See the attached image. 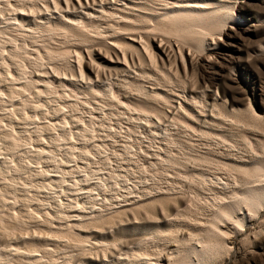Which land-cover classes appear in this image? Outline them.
<instances>
[{
  "label": "bare ground",
  "instance_id": "6f19581e",
  "mask_svg": "<svg viewBox=\"0 0 264 264\" xmlns=\"http://www.w3.org/2000/svg\"><path fill=\"white\" fill-rule=\"evenodd\" d=\"M105 1H102L101 5H97L96 3H99V2H96L95 0H93L95 6H91V1L86 0V2L89 4V7L84 8L85 10L81 9L82 11L78 10L79 12H81L83 14L80 15L79 18H77L76 17L77 15H75V17H74L73 15L68 16L67 12H66V14L59 12V11H62V10H60L59 7H62L63 5L62 6H61V4L59 5L60 1L58 2V0H54L53 2L55 4L56 10H57L56 13H58V15L55 16V18L53 19L54 21H51V17L48 15H47L48 17H46V19H44V20L41 19L38 15V17L40 18L39 19L36 15V16H34V17H36V20L34 21L35 26L33 27V30L30 31L29 28L25 27L26 24H24L25 23L24 16H22V17L20 16V14L21 15H23V14L27 15V14H25V12H27L26 10H28V9L25 10V8H24L25 7L24 6L25 5L24 0H14L13 2H12V0H0V4L4 3L6 5H11L13 7L12 9H16L14 11L15 17H6L3 14L4 8L0 6V8H3V9H0V19H2V21L0 20V154L2 153L1 150L5 149V151L4 150H2V151L9 153L8 155H11L10 158L7 155L8 157L4 160H2V157L0 155V183H4V185H3L4 188L2 187L3 189L1 188L2 185L0 186V201L1 200L4 201L3 197L5 195H4V192H2L3 190L5 192H8V193H9V191H10V193H13L14 192L13 187L15 186V184L16 185L18 184V182L16 183V181H15L13 183V181H12L15 176H13V178L11 177L12 182L10 181V174H11L12 170H13L12 171L13 173L19 174L21 176L22 175L27 176V174H29L30 175L29 186H31L33 188H31V187L30 188L28 187V188L33 189V190L35 189L36 193L44 192L43 191L44 188L47 187V186H45L46 183L49 187V189L46 188V189H48L47 191H49L50 188L52 190L53 189L52 186L58 187V189H56V187H55V189L52 190L53 191L52 193L50 192V193L46 194V197H44L43 199H40L38 204H36L37 207L35 206V209L30 207L31 205L33 206L34 201H36L35 199L32 203L31 201H29L31 198H28L27 196H25V198L22 197L23 195H26V193L22 194V196H20V198L21 197L23 198L22 204L20 202L21 205H19V203H17L19 201L18 196H16L18 198L17 202L15 201L16 203L13 201L14 203L11 206L8 205L10 207H8V210H9L8 214L9 215H7V216L10 217V219H12L13 221L9 220L10 223H8V221H7V222H4V224L1 222L2 224L0 223V226H1L0 229L1 228L2 229L0 230V233H2V234L6 233L8 235L9 234L15 235V232L13 233L12 231H14V229L17 228L16 231L19 232L20 230H22L21 228H20V230H18L19 227L20 226L22 227L25 225L26 226L30 225L29 226L30 228L33 225L34 226L37 225L38 229H39V227L45 226V227H47V229L40 228L39 229L40 232L38 230V232L35 234L31 233L32 235H28L27 231H26L27 235L26 234L23 235L24 233L21 234L19 232L20 233L19 236L15 235V237H14V235H13L10 237V240H8V241H7V239L6 240L3 239V241L0 243V264H70V261L67 260L68 259L67 256L63 253L62 254L65 256H62V254H61L62 259H61V257L60 258L57 256H56L57 258L54 257L55 253H57V254L59 253V251H58L59 249L57 250V248L61 247L59 245V243L62 241H65V242H62L63 244H66V242L69 243V245H70L69 248H71V246L72 247L74 246L77 250L80 251V252L79 251L77 252L79 255H81L80 257L78 256L79 260L82 258L81 262L77 261V262H80V264L81 263L82 264H207V263L209 264V262L211 261L210 259H212L214 257V255L217 257V255L218 256L220 255L218 253L219 251H224V249L226 250V248H228L227 241H225V238H226L224 235L225 231H223V229L221 227V226H223L222 225L223 222L225 223V222L229 221V222H234V224L242 223L245 219V215H244L245 213L242 210L246 206H248V208L250 210L251 209L250 207L255 205L256 202L264 201V184H260V183L259 184L257 183L256 185H254L252 187H248L247 190L244 187V189H245V191L243 190L244 192L239 193V190H238V192L233 190L234 191V193H233L234 198L232 200H227L228 198L226 199L223 196H221L220 193H223V192L220 190L218 192H213L212 193L213 197L211 198L212 199L211 201L215 202V203H213L214 209H215V205H217L218 208L216 207L217 212L215 213L214 217L212 216L213 219L211 221H210L211 218L209 219V221L207 220L208 223L205 221L207 218L204 219L205 222L203 220L201 221L198 219V217H196L197 216L196 214H195L196 215L195 218L191 219L194 215V214H192V212H193L192 209L190 211L191 213H189V212H187L188 208H190L188 205H187L188 208L187 207L180 208L182 206L176 204L175 201H173L176 199L175 198L176 193L173 195V197L175 199L172 196L171 197L173 199L170 196H165V193H164V196L161 197V199H163L161 202V205H163L162 208H164V210H165V208L171 209L172 208L171 206H173V205L174 206L178 205L177 207L180 208L178 210V213L176 212V209H178V208H175V213H177L175 215H173L174 213L173 214L169 213L167 215V213L169 211L166 213L163 210L167 216L165 217L164 216L165 214H164V215H162L164 217H161V216H159L161 211L159 213V210L158 211L156 210L155 211L156 219L151 218L153 221L151 219H149L151 221H149V220L147 221V219H148L147 217H149V216L145 215L146 216V219H145L144 218L145 216L143 217V214H141V215L146 221L144 220L141 222L140 219L137 220L139 218V215H140V212L138 210H141L142 207L151 206V203L147 202V200L149 199V196H146L145 198L142 196H140L141 197L140 198L138 196V199L139 198L140 199L134 200V202H132L131 204H129L130 202H128V204L125 203L126 205H119L120 204L119 203L118 204L119 208H118V206L116 207L115 204L111 205L110 204L111 202L109 203L108 201H106V203L108 202L109 204H105L106 206L101 205L98 207L96 205V202L98 203V201H102L100 198V195L102 194L103 191H105V190L109 191L111 189H114L115 187L119 188V190H120V188H122L124 185V183L122 184V182H124L125 180L123 178L122 180H124V181L121 180V182H120L119 178L121 176L118 178L115 175L114 170H113V172L112 171L109 172L110 176L108 175V178H106L107 181H106V179L103 178L106 182H104V183H102L103 181L102 182L100 181L101 183L98 182V180L101 179V176L104 175V174H102L101 171L103 169L105 171L104 166H107V165H105V162L107 160V156H105V155H107V154H105L104 151H102L100 143L97 144V141L103 135V133H102L103 129L101 127L102 130H99L101 132H98V128L96 125L97 122L94 123V121H95L94 119L100 120V122L104 121V123L105 122L109 123L110 128H108V124H107L106 126H107L108 131H104V133L105 132L106 133L117 132L114 129L115 124L113 122H114V119L116 120V118H118L119 113H123V114L125 113L128 117V120H131L132 118H134L136 116H137L136 118L140 117L146 123L148 120H150L152 113L161 119L162 116L157 113L158 108H156V106L154 105L157 102V99L155 97H161L159 99L166 100L167 94L170 92V88H169L168 83L170 82V80H173V79H169V78H171V77H168L170 74L168 73L169 75H167L166 72L160 67H158L156 69L155 68L150 69V72L143 71V69H142V71L140 70V72L135 71V76H133L131 74L130 77L141 76L143 79L147 78L148 81L152 84L151 85L152 94L149 90H143L138 85L140 88H138L137 86L136 87L134 86L139 91V92H134V94L138 93V94H135V96L136 95L138 96V97L136 96L137 98L135 97L136 98V100L134 99L135 101H131L127 96H125L127 98L124 97L125 99H122L121 97L120 98L117 97V99H116L115 97H113L118 101L119 105L122 106V108H123V106L125 107V111L124 110L120 111L117 115L114 111L117 110L119 108V106L118 107H115V106L106 107L107 105L103 106L101 104L102 106L99 105L101 107H98V106L95 107V106H93V104L92 105L90 103L87 104L86 101L80 100L81 97L79 95H77V93L75 92V90H76L75 87L80 88V86H78V84H77L79 82H83L86 85V87L84 86L85 89H83L84 87L78 89L79 91L82 90V92H84V95H85L84 98H86V96L87 97L91 96V95H89V93H91L89 91L95 92L98 96H100L102 98L106 97L107 95L105 96V93H103L101 90L95 89L96 87L94 88V83L96 84V82H98L99 79H97L98 81L93 82L94 78L91 76H87L89 73L87 71L86 66L83 65V62H82L83 61V55L81 54L82 52L80 50L78 51V49H76L74 51H75V54H77L78 58H79L78 59V62H79L78 65L80 68L78 69L79 70L78 72L80 73L81 78H78L76 76L75 69L73 68L74 66H73V64H71V61L69 59L70 55H71V53H70L71 49H69V48L71 46L69 48L68 47L66 48V46H67L66 42L67 41H63L62 40L63 38L58 39L56 37L57 31L59 33H61V35L64 34V36L66 35L67 37L71 36V39L77 40V42L72 43L73 45L74 44L82 45V44L90 43L93 41V38L96 37V34H98V33L103 35V37H108L109 38L108 40H110V41H108V43L111 46L107 45V47L108 46H110V48L112 47L116 51L115 54L117 57L109 58L107 56H103V58H105V60H107L110 63L109 68L111 70L116 71V70L120 69L121 71H125V72L127 71L128 72V70L126 69V68H130L129 67L130 63H129V58H128V51H131V52L137 51L140 59L143 58V55L141 54V49H140L141 47L139 48V44H136V43H139L140 40L142 41V37H140V34H138V32L136 31V30L140 29L139 28L140 24L138 22L139 21L141 22V20H143V19H145V20L150 19L153 21L156 19L155 16H154V18L149 17V16H151V15L153 16L155 14L153 12L148 11V8H147L148 6L146 7L145 5L142 4V3H144V4L147 3L149 0L147 2H144V0H141V1L140 0H134V1L133 0H112L113 6L111 8L106 7V5L104 3ZM70 2H71V0H70ZM77 2H79V4H81L82 0H77ZM68 3H69V1H68ZM171 3L173 5V7H171L172 5L171 6H165L164 9L170 10L169 8H171L173 10L174 7L175 8L178 7L177 10L174 9L171 12L170 11L167 12V10H165V12H162V14L160 13L162 20L165 21V19L167 18V15H171L170 17L172 18V21L175 25H177V26H182V25L188 26V25H190V23L195 24L197 20H200V21L206 20L209 15H212L215 17H221L223 15V13L221 14V10L232 9L235 5H237V3H239V0H176V1L171 2ZM82 4L84 5V3H82ZM168 5H169V3H168ZM44 6H45V4H44ZM30 7H32V9H33L34 6L31 5ZM30 7H29V11L30 10L33 11L32 9H30ZM83 7H85V5ZM34 9H36V7ZM111 9H113V11ZM56 10H54V11H56ZM126 10H130L128 12V14L123 12ZM16 11H17V13H16ZM37 11L38 10H36L35 12H37ZM39 11L41 12L42 10L40 9ZM117 11H121L122 13L121 12L119 13ZM135 11H140L142 14L141 13L137 14V13H135ZM69 12H70V10H69ZM74 12L76 13V10ZM228 12H230V11L228 10ZM41 13H43V12H41ZM32 14L33 13H31V15ZM130 14L136 15V17L135 18L130 17L129 16ZM236 15H237V13H236ZM223 16H226V15L224 14ZM115 17L120 18V20L122 22V29L125 30L124 34H128L125 37V39L127 40V44H123V42H119L118 40L114 39V37H117V35L114 34V32H115L113 29L114 25L109 23L110 21L109 22L107 21L106 23H104V21L109 20V19H113ZM156 17H157V14H156ZM37 18H38V20H37ZM158 19H156V20H158ZM227 21H230V20H227ZM148 23H150V22H148ZM103 24H105V25H103ZM28 31L29 32H35L36 36L30 35V33H26ZM59 33H57V34L59 35ZM21 39H23V41H24V45H25L24 48L17 46L18 44L20 45V43H18V41ZM67 40H68V38H67ZM106 41H107V39H106ZM118 50L121 52H119ZM23 53H24V55H23ZM121 54L123 56H121ZM149 55H150L149 57H151L150 59H152L153 58L152 54H149ZM29 62H34L33 65H35V67L33 66L34 68H32V70L35 68L38 69V71L36 70V74L34 73L35 71L33 72L34 75L30 71L31 66L28 65ZM29 64H31V63H29ZM63 64H66L65 66H67V68L72 72V73L70 72L71 77H67L68 75H66V74H63V75H66V77H62V76L58 77L57 76V75H60L61 65H63ZM48 67H50L52 69V72L54 71L53 73L56 76V79H55V76L50 73L51 71L50 72L48 71ZM129 71H130V69H129ZM166 71H169V70L167 69ZM131 72H133V71H131ZM57 77L59 78V80L57 79ZM84 79L85 80L88 79V81H86L87 84L85 83ZM64 80L69 81V83L65 82ZM136 80L140 81L139 79H136ZM130 96H134V95L130 94ZM185 97H187V95ZM96 98H98V97H96ZM132 98H134V97H132ZM194 98L195 97L192 96V94H191V97H188V100H187L188 105L187 106H189L188 101L189 100L193 101ZM81 99H83V98H81ZM91 99H93V98L91 97ZM61 101H63V102H61ZM197 102H196V105L198 104ZM80 103L82 104V106L84 105V107H86V108L88 107L90 109V111L92 110L91 111L92 115L86 116L83 114V112H80V110H82V109H80V110L78 109V106L79 105L81 106ZM183 103H182V105H183ZM191 103L192 102H190V105H191ZM199 105L200 104H198V106ZM205 105L206 104H204V106ZM173 106H174V103H173ZM86 108H83V110ZM181 108L184 110L183 113L186 115L185 118L188 117V119L190 118L192 121H194V120L196 121L199 118H201V117H197L196 114H198V112L196 114H194L193 112L195 110L193 112H191L189 110L192 107L191 108L189 107V109H188L185 106L184 107L181 106ZM194 108H196V107H194ZM199 108L200 109L202 108L201 105ZM107 109H110L111 111H108ZM161 110L162 109H160V111ZM196 110H197V108H196ZM198 111H200V110H198ZM204 111H206V110H204ZM239 111L240 110H238V112ZM86 113H87V110H86ZM163 113H164V111H163ZM93 114H95V115H93ZM123 116H125V115H123ZM201 116H203V115L201 114ZM219 117L220 116H216V118H219ZM125 118H126V116H125ZM203 119H204V117H203ZM210 119H212V118H210ZM124 120H126V119H124ZM206 120H208V119H206ZM218 120L221 121V118ZM143 121H142V123H143ZM181 121H182V119H181ZM213 121H214V119H213ZM190 122H187V123H190ZM207 122L209 123L211 121H205L204 123L202 122L203 124H201V125H205V123H206V125H205V127H206V126H208ZM200 123H201V121H200ZM200 123H199V126H200ZM98 124L100 125V123H98ZM112 124H114V125L112 126ZM213 124L210 123L209 126L213 125ZM219 124H221V123H219ZM101 126H102V124H101ZM188 126H190V125H188ZM193 126L191 125V127H193ZM238 126H240V125H238ZM104 128H106V127H104ZM122 128H124V127H122ZM199 128H201V126ZM212 128H213V126H212ZM219 128H221V127H219ZM221 130L223 131V129H221ZM128 131H126V132H128ZM192 134L195 135V132ZM104 135H103V137H104ZM204 135H205V133H204ZM231 135H232V133H231ZM176 137L178 138V136H176ZM196 137L200 138V136H196ZM207 137H208V135H207ZM216 137L220 138V135L219 136L217 135ZM170 139H172V138L170 137ZM181 140H182V138H181ZM227 142H228V140H227ZM126 149L130 150V151L132 150V148H130V147H126ZM57 150H59V152L60 151L63 152L62 158H64V160L59 158V154L57 155V152H58ZM92 150L94 151V153H98L99 155L98 154L97 155L99 156V158H101L98 163L96 161H94V159L91 155V152H93ZM140 150H141V148H140ZM201 150H203V149H201ZM211 150H212V148H211ZM192 151H193V146H192ZM3 153H2V156H4ZM127 153H129L128 155H130V152H127ZM214 153H215V151H214ZM121 155H122V153H121ZM174 155H176V154H174ZM258 155H259V153H258ZM4 157H6V156H4ZM105 157H106V160H105ZM196 157H195V159H196ZM90 158H92L93 160H91ZM210 158H212V157H210ZM255 158H257V157H255ZM104 160H105V162H104ZM200 160H202V159H200ZM262 160H263V158H262ZM46 161L51 162L53 164H56L55 166L58 168V170H55L56 174L53 173L55 176H53V177L51 176L52 178L48 177V178H50V180L48 179L49 183L48 182L45 183V181H40V180H39L40 182L38 181V179H40V177L45 176V172H46V174L48 172V170L46 171V170H43V168H41L42 167L41 165H43L42 163H44V162L46 163ZM80 161H82V164H80L81 163ZM95 162H96L97 166H96ZM185 162H186V160H185ZM200 162L201 161H199V164H200ZM206 162L204 161L203 163L205 165L206 164L208 165V163H206ZM196 163H198V162H196ZM196 163H195V167H196ZM191 164H193V163H191ZM94 165L96 166V168L98 167V165L100 167H98L95 170ZM61 166H66L68 168H67V170L64 171L63 168H62L63 170L60 169ZM137 166H139V165H137ZM200 167L202 168V166H200ZM29 168L32 169L31 172H29L30 171V170H28ZM203 168H204V166H203ZM223 168H225V167H223ZM207 169H205L206 175L208 173ZM209 169L212 170L211 168H209ZM158 170H159V168H158ZM231 170H233V169H231ZM155 171H157V170H155ZM116 172H118V171H116ZM201 172H204V171H201ZM50 173H51V171H50ZM50 173H48V174H50ZM193 173H195V172H193ZM154 174H156V173H154ZM202 174H204V173H201V175ZM11 175H13V174H11ZM193 175H195V174H193ZM21 176H19V177H21ZM46 176H48V175H46ZM204 176H201L200 178L205 179V178H203ZM247 176H249V175L247 174ZM252 176H254V175H252ZM195 178H197V177H195ZM208 178L209 177H207V179ZM14 179L16 180L17 178H14ZM130 179H132V178H130ZM248 179H250V178H248ZM20 180H22V179H20ZM92 180H94V181L97 180V182L96 181L92 182ZM255 180H257V179L255 178ZM251 181H254V180H251ZM164 183H166V182H164ZM218 183H220V182H218ZM222 183L220 184V186L222 185ZM21 184H22V181H21ZM24 184H26V183H24ZM78 184L79 185L86 184V186H87V184L88 185L91 184V186L89 185L90 188H88V186H87V188L83 187V186L78 187ZM215 184L216 183H214V185ZM20 185H17V186L19 187ZM177 185H179V184H177ZM204 185H206V184H204ZM223 185L224 186L227 185V182H225ZM27 186H28V184L26 185V187ZM224 186H221V188ZM244 186H246V185H244ZM15 187H14V189H15ZM20 187H22V185ZM23 187L25 188V186H23ZM109 187H110V189H109ZM218 189H220V187ZM63 190H66V191L69 190L71 193L69 192V194L67 196L73 197L74 200H75V197L77 198V196H78V198L79 199L81 198V199L80 200L77 199V200H79V202L80 201L81 202L78 203L72 199L67 201V202H64L63 200H61L62 198L60 199V197L62 196L61 191H63ZM190 190H193V189H190ZM210 190L212 191L213 189L211 188ZM222 190H225V188H223ZM11 191H13V192H11ZM17 191L19 192V194H17V195H21L20 194L21 190H17ZM17 191H15V192H17ZM25 191L27 192L29 190H25ZM66 191L64 193H66ZM95 191H97V192H95ZM111 191H113L111 193H114V190H111ZM21 192L23 193V191H21ZM55 192H56V194H55ZM129 192H131V191L129 190ZM129 192H127V193H129ZM10 193H9V195H11ZM27 193H29V192H27ZM31 193H33V191H31ZM64 193H63V196H64ZM109 193H110V191H109ZM119 193H121V192H119ZM54 194H55V197L53 196ZM130 194H132V193H130ZM35 195L37 196V194H35ZM43 195H44V193L42 194V196ZM109 195H111V194H108V196ZM124 195H125V193H124ZM132 195H134V194H132ZM224 195H225V192H224ZM7 196L8 195H6V197ZM36 196L34 198H37V199L40 198V196H39V198ZM135 197H136V195H135ZM199 197H201V195ZM225 197H227V196H225ZM13 198H15V197H13ZM104 198H105V196H104ZM230 199H231V197H230ZM8 200H9V198L6 201H8ZM13 200H16V199H13ZM21 201H22V199H21ZM49 201L53 202L52 205ZM172 201L175 204L172 203ZM194 201H195V199H194ZM10 202H11V200H10ZM30 202H31V204H30ZM137 202H139V204L134 205V203H137ZM141 202H143V203H141ZM103 203H105V202H102V204ZM243 203L246 205H244ZM4 204H7V203H4ZM4 204L3 205L1 204L2 206H4L1 208L6 209L5 208L6 205H4ZM107 205H110V206H107ZM128 205H131V206L127 207ZM132 205H134V206H132ZM122 207H124V208H122ZM153 207H154V205H153ZM248 208L246 207L247 210H248ZM3 209H1V210L3 211ZM6 211L7 210H5V212H3L5 214L4 216H6ZM108 211H110V212H108ZM129 211H133V212L136 211L137 213H134V214H137L138 217H134V219L132 217L133 221L130 217H129L130 219L127 217L126 220H122V221L120 220V222H118L119 224L116 223L117 226L115 225L114 227H112V229H111V227L109 229L107 228V226H108L107 223L113 222L114 221L113 218L116 216V214H115V216H112V215L107 216V215H109L110 213H113V212H118L119 214H125L126 215ZM179 211L187 212L188 215L191 214V215H189V217L192 216L190 218V220H192V221L189 222L190 221L189 220L186 223V226L187 227L189 226L188 228L186 227V229H185L186 231H187V229H189L187 232L188 237H187V235L180 236L179 234H177V231H178L177 227L180 225L176 224V221L181 215H183V216L186 215V213H184V212L179 213ZM215 211H216V209H215ZM239 211L243 215L242 217L239 215ZM131 214H133V213L131 212ZM0 215H1V213H0ZM152 215L150 214V216H152ZM111 216H112V218H111ZM183 216H181V217L183 218ZM3 217H0V221L3 220L2 219ZM199 218H200V216H199ZM5 219H6V217H5ZM184 220H186V219H184ZM174 221H175V224H172V223H174ZM160 223H167L169 225V228L163 229V226H161ZM111 225H114V224L111 223ZM109 226H110V224H109ZM172 226H174V227L172 228ZM181 226H182V224H181ZM164 227L167 228V226H164ZM183 227H181V228H183ZM147 228L148 229L149 228L154 229L158 234L163 235V237L160 236L158 238H154L155 236H151V237H153L152 239H147L145 236L146 234H144V232H141ZM36 230H34V231L36 232ZM24 231H22V232H24ZM28 231H29V229H28ZM135 231H138L140 233H138L137 236H134L133 234L135 233ZM184 233L185 232H183V234ZM142 235L144 238H141ZM150 235L151 234H149V236ZM168 235L169 236L171 235V237H169ZM223 235L225 238L223 237ZM2 237H3V235H2ZM72 237H74L75 241H78V242H75ZM147 237H148V235H147ZM194 237H196V238H194ZM0 239H2V238H0ZM11 239H12V241H11ZM124 239L126 240L125 242H123ZM193 239L197 240V242L194 244L192 243ZM67 247L68 246H66V248ZM66 248L64 247L62 249H64V251L68 252V250H65ZM222 248H224V249H222ZM62 249H60V251ZM64 251L62 250V252H64ZM72 251H75V250H72ZM70 252L71 251L69 250V253H68L69 255H70ZM164 252H165V256L163 257L162 253H164ZM74 255L76 256V253L73 254L72 256L75 257ZM58 256H60V255H58ZM78 258H77V260H78ZM72 259H71V261H73ZM75 262H76V260H75ZM73 264H74V262H73Z\"/></svg>",
  "mask_w": 264,
  "mask_h": 264
},
{
  "label": "rangeland",
  "instance_id": "374dc122",
  "mask_svg": "<svg viewBox=\"0 0 264 264\" xmlns=\"http://www.w3.org/2000/svg\"><path fill=\"white\" fill-rule=\"evenodd\" d=\"M13 1L14 0H12V2ZM53 1L54 0H36V1L35 0H24V2H25L24 8H25V10L28 9V10H26L27 12H25V11L24 12L27 15H24V14L21 15L20 14V16L21 17L24 16V21H25L24 24H26L25 27L29 28L30 31L33 30V27L35 26L34 21L36 20V17H34V16H36V15H37V17L39 15V17L43 20L46 19V17L50 16L51 21H54L53 19L55 18V16L58 15V13H56L57 10H56V7H55V4ZM68 1H69V3H68ZM90 1H91V6H95L93 0H90ZM95 1L99 2V3H96L97 5H101L102 1H105V0H102V1L101 0H98V1L95 0ZM108 1L109 0H106L104 3L106 5V7L111 8L113 6L112 5L113 1L112 0H110L109 2ZM147 1L148 0H144V2H147ZM174 1H176V0H149L148 1L149 3L147 2L148 4L142 3L146 7L148 6L147 7L148 11L153 12L155 14L153 16L152 15L149 16L150 18H154V16H155L156 19H158V18L159 19L158 20L155 19L156 21L155 20L153 21L150 19H147V20L143 19V20H141V22L140 21L138 22L140 24V26H139L140 29H138L136 31L138 32V34H140V37H142V41L140 40V42L136 43V44H139V48L141 47L140 49H141V54L143 55V58L140 59L137 51L136 52L133 51L134 53L131 51H128V58H129V63H130V66H129L130 68H126L128 70V72L127 71L126 72L121 71L120 69L116 70V71L111 70L109 68L110 63L107 60H105V58H103V56H107L109 58L117 57L115 54L116 51L112 47L110 48L111 45L108 43V41H110V40H108L109 39L108 37H103V35L98 33V34H96V37L93 38L92 42L87 43V44H82V45H76V44L73 45L72 43L77 42V40L71 39V36L67 37L66 35L64 36V34L61 35V33H59L58 31H57V33H59L60 36L56 33V37L58 39L63 38L62 39L63 41H67L66 42V44H67L66 48L67 47L69 48L71 46L69 48V49H71V52H70L71 55H70L69 59L71 61V64H73V66H74L73 68L75 69L76 76L78 78H81L80 73L78 72L79 71L78 69L80 68L78 65V63H79L78 59L79 58H78V55L75 54V51H74V50L78 49V51L80 50L82 52L81 53L83 55V61L82 62H83V65L86 66L87 71L89 73L87 76L93 77L94 78L93 82H96V81H98L97 79H99V81L96 82L97 85L94 83V88L96 87L95 89L101 90L103 93H105V96L107 95L106 97L102 98V97L98 96L95 92L89 91V92H91V93H89V95H91V96L88 95L89 97L86 96V98H84L85 97L84 92H82V90L79 91L78 89L83 88L84 86L86 87V85L83 82H79L77 84H78V86H80V88L75 87V89L78 91L77 92L75 90V92L77 93V95H79L81 98H83V99L80 98V100L86 101L87 104H89V103L91 105L93 104V106H95V107H97V106L101 107L102 105L103 106L107 105L106 107H110V106L118 107L119 106V108H118L119 110L117 109L114 111L116 113V115L120 111H123V110L125 111V107L123 106V108H122V106H120L118 101L116 100L117 97L118 98L121 97L122 99H125L128 97L131 101H135L136 98L138 97L137 95H136L137 96L136 97L135 94H138V93L134 94V92H139L137 90V88H135L136 86L138 88L141 87L143 90H149L152 94V90H151L152 84L148 81L147 78L143 79L141 76L130 77L131 74L133 76H135V71L140 72V70L142 71V69H143V71L150 72V69H154V68L156 69V68L160 67L166 72L167 75H169V74L171 75V76L169 75L168 77H171L169 79H173V80H170V82L168 81L170 84L167 82L169 85V88H170V92L167 94L166 100L159 99L161 97H155L157 99V102L155 104L153 103L156 106V108H158L157 113L162 116L161 119L152 113L150 120H148L146 123L140 117H138V118L141 121L138 118H136L137 116L132 118L131 120H128V117L125 113L124 114L119 113L118 118H116L117 121L114 119L113 123L115 125L112 124V126L114 125V129L117 132H115V133H113V132L106 133L105 132L106 134L104 133V131H108L107 126H106L107 124H108V128H110L109 123H106V122L104 123V121L100 122V120H97V119H94L95 121L93 120L94 123L97 122L96 125L98 128V132H101L99 130L103 129L102 133H103V135L105 134L104 137H103V135L101 136L102 138L100 137V139L97 141V144L100 143L102 151H104V153L107 154V155H105V156H107V160L105 157L106 162H105V160H104V162H105V165L108 166V167L104 166L105 171H104V169L102 171L100 170L102 172V174H104V175L101 176V179L98 180V182L99 183H101L102 181H103L102 183L106 182L107 181L106 178H108L109 172H111V171L113 172V170H114L115 175L118 178L120 176L122 177V178L121 177L119 178L120 182L123 178L125 180V181L122 180V181H124V182H122V184L124 183V185L122 188H120V190L117 187H115L116 189L115 188L111 189V190H114V193H111V192H113L111 190H109L110 193L108 190H105L103 192L101 191L102 194L100 193L101 194L100 198L102 201H98V203L96 202V205L98 207L101 205L106 206L105 204H109L111 202L110 203L111 205L115 204V206L116 207L118 206V208H119V205H126V204H128V202H130L129 204H131L132 202H134V200H139L141 198L140 196H142L144 198L146 196H149V199L147 200V202L151 203V206L142 207L141 210H138L140 212V215H139V218L137 220L140 219L141 222L146 219L145 215H148L150 217V218L147 217L148 218L147 221L151 218L156 219V216H155L156 210L157 211L159 210V213L161 211L162 214L160 213L159 216H161V217L165 216L166 217L169 213L170 214L174 213L173 215L177 214L178 210L180 208L187 207V205H188L190 208L187 207L188 208L187 212L191 213L190 211L192 209V211H193L192 214H194L193 217L192 216H191L192 218L189 217V215H191V214L188 215L187 212L179 211V213L184 212V213H186V215L185 216L181 215V216H183V218L180 216L178 218L179 220L177 219V221H176V224H178L180 226L182 224L181 227L184 226L183 228H181L180 226L177 225L178 226L177 227L178 228L177 234H179L180 236L187 235V237H188L187 232L189 229H187V231L185 229L187 227L186 223L190 220V218L193 219L197 215L196 217H198V219L201 221L202 220L204 221V219L207 218L205 221L208 223L209 219L211 218L210 219V221H211L213 219L212 216L214 217L215 213L217 212V208H218L217 205L214 204L215 209H216V211H215V209L213 207V203H215V202L211 201L212 200L211 198L213 197L212 196L213 192H218L220 190L223 192V193L219 192L221 196H223L226 199L228 198L227 200H232L234 198V194H233L234 191L238 192V190H239V193H240V192H244L245 189L247 190L248 187H252V186L256 185L257 183L258 184L259 183L264 184V0H242V1L239 0V3H237V5H235L232 9L221 10V14L223 13V15L225 14L226 16L222 15L221 17H215L212 15H209L206 20H203V21L197 20L195 24L190 23V25H188V26H184V25L177 26V25H175L172 21V18L170 17L171 15H167V18L165 19V21L162 20V17H161L162 12H165V10H167V12L168 11L171 12L174 9L177 10L178 7L177 8L174 7L173 10L171 8H169L170 10L164 9L165 6H171L172 5L171 2H174ZM58 2H59V5L60 4H61V6L63 5L62 7H59L60 10H62L59 12H62L64 14H66V12H67L68 16L73 15L75 17V15H77L76 16L77 18H79L80 15L83 14V13L79 12L81 9L89 7V4L86 2V0H82V3H84L85 7H83L84 5L82 3L79 4V2H77V0H71V2H70V0H58ZM168 3H169V5H168ZM44 4H45V6H44ZM5 5L6 4H4V3L0 4V6L4 8V9L0 8V9L4 10L3 14L6 17H15L14 11L16 9H12L13 7L11 5H6L7 7ZM31 5L34 6L33 9H32V7H30ZM29 7L33 11H31V10L29 11ZM35 7H36V9H34ZM171 7H173V5ZM39 8L42 10L41 12H43V13H41L39 11L40 10ZM36 10H38V11L35 12ZM54 10H56V11H54ZM69 10H70V12H69ZM75 10H76V13L74 12ZM111 10L113 11V9H111ZM228 10L230 12H228ZM129 11L130 10H126L123 12L128 14ZM117 12L120 13L121 11H117ZM16 13H17V11H16ZM31 13H33V14L31 15ZM135 13L138 14L141 12L135 11ZM236 13H237V15H236ZM156 14H157V17H156ZM129 16L133 17V18L136 17V15H131V14ZM38 18H37V20H38ZM0 20L2 21V19H0ZM227 20H230V21H227ZM107 21L108 22L110 21L109 23L114 25V28H113L115 31L114 34L117 35V37H114V39L118 40L119 42H123V44H127V40L125 39V37L128 34H124L125 30L122 29V22H121L120 18L115 17L113 19H109V20L104 21V23H106ZM148 22H150V23H148ZM103 25H105V24H103ZM26 33H30V35L36 36L35 32H29L28 31ZM67 38H68V40H67ZM106 39H107V41H106ZM21 40L18 41V43H20V45L18 44L17 46L24 48L25 47L24 41H23V39H21ZM107 45H110V46L107 47ZM119 52H121V51H119ZM148 53L152 54V56H153L152 59H150L151 57H149L150 55ZM23 55H24V53H23ZM121 56H123V55L121 54ZM29 63H31L32 65ZM29 63H28V65L31 66L30 71L32 72V74L35 71L34 73L36 74V70L38 71V69L35 68L32 70V68L35 67V65H33L34 62H29ZM65 65L66 64L61 65V72L62 73L60 72V75H57L58 77L59 76L66 77V75H68L67 77H71V74H70L71 71ZM129 69H130V71H129ZM167 69L169 71H166ZM48 71L49 72L51 71L50 73L52 75H54V73H53L54 71L52 72V69L50 67H48ZM131 71H133V72H131ZM63 74H66V75H63ZM58 77H57V79L59 80ZM55 79H56V76H55ZM136 79H139L140 81H138ZM64 81L69 83V81H67V80H64ZM86 81H88V79L85 80V83H86ZM85 87L83 89H85ZM129 93L131 95L133 94L134 96H130ZM191 94H192V96L195 97L193 100L194 102L189 100L188 101L189 106H187L188 105L187 100H188V97H191ZM186 95H187V97H185ZM125 96H127V97H125ZM91 97L93 99H91ZM96 97H98L99 99ZM113 97H115L116 99ZM132 97H134V98H132ZM196 100L197 101L199 100V101L197 102ZM195 101L201 105L202 110L199 108L200 105L199 106H198V104L196 105ZM61 102H63V101H61ZM190 102H192L191 105H190ZM173 103H174V106H173ZM182 103H183V105H182ZM204 104H206L205 105L206 107L204 106ZM99 105H101V106H99ZM79 106H78L79 110L80 109L83 110V108H86V107H84V105L82 106V104L80 106L81 108ZM181 106L182 107L185 106L188 109H189V107L190 108L192 107L189 110L191 112H193L195 110L193 112L194 114H196L198 112V114H196L197 117H201L198 119L199 121L198 120L192 121L190 118L188 119V117L185 118L186 115L183 113L184 110L181 108ZM194 107H196L197 110ZM160 109H162V110L160 111ZM82 110H80V112H83L84 115H86V116L92 115L91 114L92 110L90 111V109L88 107L86 109H84L83 111ZM86 110H87V113H86ZM107 110L111 111L110 109H107ZM198 110H200L202 113ZM204 110H206V111H204ZM238 110H240V111L238 112ZM163 111H164V113H163ZM200 113L203 116H201ZM122 114L125 115L126 118ZM93 115H95V114H93ZM216 116H220V117L216 118ZM203 117H204V119H203ZM210 118H212V119H210ZM220 118H221V121L218 120ZM124 119H126V120H124ZM181 119H182V121H181ZM206 119H208V120H206ZM213 119H214V121H213ZM142 121H143V123H142ZM200 121H201V123H200ZM205 121H211V122H209V123L207 122L208 126L205 127L206 123H205V125H201ZM187 122H190V123H187ZM98 123H100V125ZM199 123H200L201 128H199L200 127ZM210 123L211 124L214 123V124L209 126ZM219 123H221V124H219ZM101 124H102V126H101ZM187 124L190 126H188ZM191 125L192 126L194 125V126L191 127ZM238 125H240V126H238ZM212 126H213V128H212ZM101 127H102V129H101ZM104 127H106V128H104ZM122 127H124V128H122ZM219 127H221V128H219ZM221 129H223V131ZM126 131H128V132H126ZM194 132H195V135L192 134ZM204 133H205V135H204ZM231 133H232V135H231ZM207 135H208V137H207ZM217 135L218 136L220 135V138L216 137ZM176 136H178V138ZM196 136H200V138L196 137ZM170 137L172 139H170ZM181 138H182V140H181ZM227 140H228V142H227ZM125 146L132 148V150L131 151L127 150ZM192 146H193V151H192ZM140 148H141V150H140ZM211 148H212V150H211ZM201 149H203L204 151ZM2 150L5 151V149H2ZM2 150H1V152L3 153L4 151H2ZM57 151L56 152H57V155L59 154V158L64 160V158H62L63 152L62 151L59 152V150H57ZM214 151H215V153H214ZM127 152H130V155L132 154L134 157L132 155L131 156L128 155L129 153H127ZM2 153L0 154L2 157V160L6 159L8 156H9V158L11 157V155H8L9 153H7V152L3 153V155L6 157L2 156ZM121 153H122V155H121ZM258 153H259V155H258ZM97 154L98 153H94V151L91 152V155H92L94 161H96L98 163L101 158H99V156H98L99 154L98 155ZM174 154H176V155H174ZM195 157H196V159H195ZM210 157H212V158H210ZM255 157H257L258 159ZM262 158H263V160H262ZM90 159L93 160L92 158H90ZM200 159H202V160H200ZM185 160L187 163L185 162ZM199 161L202 162V163L200 162L201 165L199 164ZM204 161L205 162L207 161L206 163H208L209 166L207 164L205 165L203 163ZM80 162H81L80 164H82V161H80ZM96 162H95V164H96ZM190 162L193 164H191ZM196 162H198V163H196ZM195 163H196V167H195ZM42 164L43 165H41L42 166L41 168H43V170H46V171L48 170L47 174L44 171L45 176L46 175H48V176H46L47 178L45 176L40 177V179H38V181L40 180V181H45V183L46 182L49 183L48 179L50 180V178L55 176L54 175V174H56L55 170H58V168L55 166L56 164H53L51 162L46 161V163L44 162ZM137 165H139V166H137ZM96 166H97V164H96ZM96 166L94 167L95 170L98 167H100L98 165V167L96 168ZM200 166H202V168ZM203 166L205 169L208 168L207 169V172H208L207 175L205 172L206 170L203 168ZM65 167L66 166H61L60 169L63 168L65 171L68 168V167H66V168ZM223 167H225V168H223ZM158 168H159V170H158ZM209 168H211L212 170H210ZM231 169H233V170H231ZM28 170H30L29 172H31L32 169L29 168ZM155 170H157V171H155ZM12 171H11V174H13V175L10 174V181L12 180L11 177L13 178V176H15L14 178H17L16 180L13 178V180H12L13 183L16 181V183L18 182L17 185H20L21 181H22V184H21L22 187H20L21 185L18 187L15 184V186L17 188L14 186L15 189L13 187V190H14V192L17 190H21V191H23V193L20 191L21 195H17V194H19L18 191L15 192L16 194L13 191H11L13 193H10V191H9V193L11 194V195H9L8 192H5L4 190L2 191V192H4L5 198L3 197L4 201L3 200L0 201V213H1L0 217H3L5 215L3 212H5V210H7L6 216H4L2 218L3 220L0 221V223L2 222L3 224H4V222H7V221H8V223H10L9 220L13 221L12 219H10V217L7 216V215H9L8 214V211H9L8 207H10L15 201L17 202L18 198H19V201L17 203H19V205H21L23 202L22 197L25 198V196H27L28 198H31L32 200L30 199L29 201H31L32 203L35 199L36 201H34L33 206L32 205L30 206L31 208L35 209V206L37 207L36 204H38L39 200L46 197V194H48L50 192L52 193L53 192L52 190H54L56 187V186L55 187L52 186L53 189L51 190V188H50V190L47 191L49 189V187L46 183L45 186H47L46 188H48V189L44 188V190H43L44 192L36 193L35 189L34 190L29 189L31 187V186H29V183H30V181H29L30 175L29 174H27V176L29 175L28 177L26 175L21 176L19 174L13 173ZM50 171L52 174L50 173ZM116 171H118V172H116ZM201 171H204V172H201ZM193 172H195V173H193ZM48 173H50V174H48ZM154 173H156V174H154ZM192 173L195 175H193ZM201 173H204V174L201 175ZM247 174L249 176H247ZM252 175H254V176H252ZM19 176H21V177H19ZM201 176H204L203 178H205V179L200 178ZM48 177H50V178H48ZM195 177H197V178H195ZM207 177H209V178L207 179ZM103 178L106 179V181ZM130 178H132V179H130ZM248 178H250L251 180H254V181H251ZM255 178L257 180H255ZM20 179H22V180H20ZM95 181L97 182V180H95ZM95 181L92 180V182H95ZM164 182H166V183H164ZM218 182H220V183H218ZM225 182H227V185H228V186L225 185L226 187L223 185ZM24 183H26V184H24ZM214 183H216V184L214 185ZM221 183H222L221 186H224L222 188L220 186ZM27 184H28V186L26 187ZM177 184H179V185H177ZM204 184H206V185H204ZM3 185H4V183H0L1 188L3 187ZM89 185L91 186V184H89ZM89 185L87 184L88 188H90ZM244 185H246V186H244ZM23 186H25V188ZM82 186L87 188L86 184H84V185L78 184V187H82ZM219 187H220V189H218ZM244 187H245V189H244ZM31 188H33V187H31ZM209 188L210 189L212 188L213 190L211 191ZM223 188H225V190H222ZM24 189L29 190V191H27L29 193H27ZM56 189H58V187H56ZM109 189H110V187H109ZM190 189H193V190H190ZM66 190L61 191L62 196L60 197V199L62 198L61 200H63L64 202H67L71 199L74 200L73 197L67 196L70 191L69 190L66 191ZM129 190L131 192H129ZM31 191H33V193H31ZM65 191H66V193H64ZM126 191L129 193H127ZM95 192H97V191H95ZM119 192H121V193H119ZM123 192L125 193L126 196L124 195ZM224 192H225V195H224ZM25 193H26V195L22 196V194H25ZM43 193H44V195L42 196ZM63 193H64V196H63ZM130 193H132L134 195H132ZM164 193H165V196H170V197L171 196L173 197V195L176 193L175 194L176 199L173 197L175 199L173 201H175L176 204H178L182 207L179 208V207H177L178 205L177 206L173 205V206H171L172 207L171 209L165 208V210H164V208H162L163 205H161V202L163 200V199H161V197L164 196ZM35 194H37V196ZM55 194H56V192H55ZM55 194L53 195L54 197H55ZM108 194H111V195L108 196ZM6 195H8L9 197L8 196L6 197ZM34 195L38 198L40 196V198L39 199L34 198L35 197ZM103 195L105 196V198ZM135 195H136V197H135ZM200 195H201V197H199ZM16 196H18V198ZM20 196H22V197L20 198ZM138 196L140 197L139 199H138ZM225 196H227V197H225ZM13 197H15V198H13ZM230 197H231V199H230ZM6 198L7 199L9 198V200H8L9 202L6 201L7 200ZM13 199H16V200H13ZM21 199H22V201H21ZM77 199H79L78 196H77V198L75 197L74 201L80 203L81 201L79 202V200L81 198L79 200H77ZM194 199H195V201H194ZM10 200H11V202H10ZM106 201H108L109 203L108 202L106 203ZM173 201H172V203H174ZM20 202H21V204H20ZM31 202H30V204H31ZM49 202L52 205L53 202L52 201H49ZM102 202H105V203L102 204ZM4 203H7V204H4ZM141 203H143V202H141ZM1 204L6 205L5 206L6 209L1 208V207H4ZM137 204H139V202L134 203V205H137ZM8 205H10V206H8ZM134 205H132V206H134ZM153 205H154V207H153ZM244 205H246V204H244ZM107 206H110V205H107ZM130 206L131 205H128L127 207H130ZM246 207L248 208V206H246ZM246 207L245 208L243 207L244 209L242 210L245 213L244 214L245 219L242 223H237L238 224L237 225V224H234V222H229V221H227L228 223L223 222V224H222L223 226H221V227H222L223 231H225L224 235L226 238L224 237V235H223V237L225 238V241H227V245H228L229 249L226 248V250H225L224 248H222V249H224V251H219L218 253L220 255L218 256L216 254L217 257L214 255V257L212 259H210L211 261L209 262V264H264V201L256 202L255 205L250 207L251 208L250 210H249V208L247 210ZM122 208H124V207H122ZM175 208H178V209H176L177 213H175ZM1 209H3V211ZM163 210L166 213L169 211L167 213V215ZM108 212H110V211H108ZM131 212L133 214H131ZM134 213H137V212L136 211H134V212L129 211L126 215L125 214H119L118 212L110 213L107 216H110V215L115 216V214H116V216L113 218L114 221L111 222L114 225H111V223H107L108 226L110 224V226L109 227L107 226V228L109 229L111 227V229H112V227H114L115 225L117 226V224H119L118 222H120V220L121 221L126 220L127 217L128 218L130 217L131 219H132V217H133V219H134V217H138L137 214H134ZM141 214H143V217L145 216L144 217L145 219L142 217ZM150 214L151 215L153 214L152 215L153 217L150 216ZM162 215H164V216H162ZM239 215L241 217L243 216L240 213V211H239ZM112 216H111V218H112ZM199 216L201 219L199 218ZM5 217H6V219H5ZM133 219H132V221H133ZM184 219H186V220H184ZM151 220H149V221H151ZM191 221L192 220H190L189 222H191ZM160 224H161V226H163V229L169 228V225L167 223H160ZM172 224H175V221ZM25 226H22V227L20 226L18 229V230H20V228L22 229L19 232L21 234L24 233L23 235L26 234V231H27L28 235H32V234L37 233L40 228L47 229V227H45V226L39 227V229H38L37 225L31 226V228L29 227L30 225L26 226V227ZM164 226H167V228ZM173 227L174 226H172V228ZM28 229H29V231H28ZM16 230H17V228L14 229V231H12V232L13 233L15 232V235L19 236L20 233ZM34 230H36V232ZM22 231H24V232H22ZM154 231L155 230L152 228H149V229L147 228L141 232H144V234H146L145 236L147 239H152L153 237H151V236H155L154 238H158L160 236L163 237V235L158 234L156 231L155 232ZM39 232H40V230H39ZM183 232H185V233L183 234ZM138 233H140V232L135 231V233L133 235L137 236ZM149 234H151V235L149 236ZM2 235H3V237H2ZM13 235L14 234L8 235L6 233H3V234L0 233V238H2V239H0V243L3 241V239L4 240L7 239V241L10 240V237ZM15 235H14V237H15ZM143 235L141 238H144ZM147 235H148V237H147ZM169 237H171V235ZM72 238L75 241V238L74 237H72ZM194 238H196V237H194ZM125 239H124V241L123 240L122 241L125 242L126 241ZM11 241H12V239H11ZM62 242H65V241H62ZM62 242H60V243L58 242L61 247L57 248V250L59 249L58 250L59 253L58 254L55 253L54 257L57 256L59 258L61 257V259H62V256L66 255L68 258L67 260L70 261V264H73V262H74V264H80L82 258L80 260L78 258V256L79 257L81 256L77 253L79 250H77L74 246L73 247L71 246V248H69L70 247L69 243L66 242V244H63ZM75 242H78V241H75ZM196 242H197V240L193 239L192 243L194 244ZM66 246H68V247L66 248ZM64 247L66 248L65 250H68V252L64 251V249H62ZM60 249H62L64 252H62V250L60 251ZM69 250L71 251L70 255L68 254ZM72 250H75V251H72ZM62 253L65 255H63ZM75 253H76V256L74 255L75 257H73L72 255ZM61 254H62V256H61ZM58 255H60V256H58ZM162 256L163 257L165 256V252L162 253ZM77 258H78V260H77ZM71 259L73 261H71ZM75 260H76V262H75ZM77 261H80V262H77Z\"/></svg>",
  "mask_w": 264,
  "mask_h": 264
}]
</instances>
